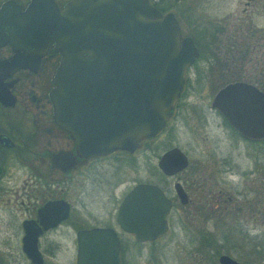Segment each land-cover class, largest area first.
<instances>
[{"label": "flooded vegetation", "instance_id": "af4514ba", "mask_svg": "<svg viewBox=\"0 0 264 264\" xmlns=\"http://www.w3.org/2000/svg\"><path fill=\"white\" fill-rule=\"evenodd\" d=\"M58 1L62 4L65 0ZM149 1L162 13L173 12L162 10L160 0ZM15 2L23 8L27 0ZM173 14L180 35H186L181 33L182 27ZM257 16L262 21H256ZM202 28L205 36L218 40L219 48L201 49L193 32L196 27L191 26L188 36L197 55L186 67L185 89L169 110L162 131L139 138L132 151L116 147L99 154H91V141L84 145L81 140L73 139L55 119L49 93L60 53L54 49V43L36 62L31 60L25 66L10 67L3 62L14 51L8 43L0 44V264H75L77 232L98 225L114 228L120 243L121 264H127L134 260L127 254L128 244L121 232L129 234L135 247L153 244L168 231L169 217L173 214L184 219L185 227L192 222L198 226L216 215L221 217L224 228H231L235 219L245 217L264 226V105L254 122V136L244 134L228 118L232 108L238 110L235 104H225L223 108L211 105L218 88L236 81L264 93V0H237L217 24ZM214 71L218 74L213 75ZM207 79L215 87L204 109L217 117L221 142L217 155L208 161L191 157L182 149L187 158L182 168L165 173L156 165L162 182L137 180L125 189V156L133 155L141 143L161 136L170 118L179 115L180 99L188 85H200ZM243 161L247 165L241 166ZM215 171L217 183L212 175ZM138 182L156 184L170 201L167 228L151 240H136L115 222L119 203ZM94 216L113 217L115 226L109 222H91L88 218ZM245 224L246 232L256 227ZM260 232H264V227ZM199 239L208 237L198 235ZM34 247L37 257L33 256ZM155 251L152 248L146 254L140 249L135 252L146 256L148 264L165 263L166 260L156 258ZM261 251L253 252L258 255ZM202 259L194 258L191 264L201 263ZM247 260L262 263L264 257Z\"/></svg>", "mask_w": 264, "mask_h": 264}, {"label": "water", "instance_id": "95a60500", "mask_svg": "<svg viewBox=\"0 0 264 264\" xmlns=\"http://www.w3.org/2000/svg\"><path fill=\"white\" fill-rule=\"evenodd\" d=\"M5 43L14 51L3 62L8 67L36 62L54 43L60 53L49 93L54 116L73 139L92 142L91 154L116 147L132 151L139 138L159 134L197 55L191 37L180 35L173 12L162 13L149 0H27L23 8L1 0L0 44ZM225 104L238 109L227 114L231 122L254 136L264 93L241 81L228 83L211 98L212 106ZM186 163L182 149L172 145L156 165L171 173ZM169 208L156 184L138 182L119 203L115 222L136 240H151L166 230ZM77 239L75 264H121L113 227L82 228ZM33 254L38 256L35 247ZM217 261L241 264L227 253Z\"/></svg>", "mask_w": 264, "mask_h": 264}, {"label": "rangeland", "instance_id": "374dc122", "mask_svg": "<svg viewBox=\"0 0 264 264\" xmlns=\"http://www.w3.org/2000/svg\"><path fill=\"white\" fill-rule=\"evenodd\" d=\"M236 1L160 0L159 3L162 10L169 9L175 13L182 27V34L190 35V28L194 26L196 30L193 32L201 49L215 50L219 48L218 40L205 36L202 27L204 25L211 27L212 24H217L221 15L229 11L236 4ZM257 17H254L256 21H262L260 16ZM201 63L203 64L202 60ZM215 66H218L216 62ZM215 74H218V71H214L213 75ZM214 89V85L208 83V79L206 83L200 85L193 83L188 85L186 92L180 99L179 115L175 116L177 118H170L162 135L152 141L141 143L133 155L125 156V189L137 180L163 181L157 173L156 160L158 154L165 147L176 145L190 153L191 157L199 156L208 161L213 160V155H217L216 151L218 152V147L221 144L220 133L216 123V114L206 111L204 107L207 106L206 103L209 102ZM241 148L244 152V145H241ZM201 150L203 153L200 152ZM244 162L246 161H243L241 166L247 165ZM212 175L217 183V171L213 172ZM121 189L122 185L118 190ZM88 219L98 224L109 222L110 225L115 226L113 217L94 216ZM169 220L168 231L153 244H141V247H135L137 245L131 243L129 234L121 232L128 244L126 246L127 254H130L134 260L127 264H148L146 256L135 251L140 249L143 254H146L152 248L156 249V258L159 259L160 257L161 261L166 260L163 264H191L192 260L197 257L203 258V261L196 264H218L217 257L222 252L242 261L243 264H264V261L252 263L247 260L250 257H264V232H260L264 226L260 222L254 223L250 217L235 219V224L231 228H224L221 217L217 215L206 218L201 224H196L198 226L192 222L189 227H185L184 219L175 214L170 216ZM246 222L248 225L254 224L256 227L248 229L250 232H246L244 228ZM181 225L184 227L182 228ZM198 235H206L208 239L198 240ZM204 243L206 244L204 245ZM236 244H241V246ZM160 250L164 253L162 254ZM258 250L262 251L255 255ZM134 252L137 253L136 256H134ZM65 256H68V251H66Z\"/></svg>", "mask_w": 264, "mask_h": 264}, {"label": "clouds", "instance_id": "9594fccd", "mask_svg": "<svg viewBox=\"0 0 264 264\" xmlns=\"http://www.w3.org/2000/svg\"><path fill=\"white\" fill-rule=\"evenodd\" d=\"M253 235L255 234V233H252Z\"/></svg>", "mask_w": 264, "mask_h": 264}]
</instances>
